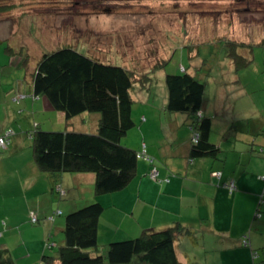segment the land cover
Listing matches in <instances>:
<instances>
[{
  "label": "crops",
  "instance_id": "0c3cea01",
  "mask_svg": "<svg viewBox=\"0 0 264 264\" xmlns=\"http://www.w3.org/2000/svg\"><path fill=\"white\" fill-rule=\"evenodd\" d=\"M237 24L232 32L220 34L225 35L223 40L264 46V21ZM10 44L13 55L6 50L0 54V137L7 130L14 131L7 149L0 148V250L7 249L15 264H41L55 225L62 226L65 214L93 201L104 207L98 231L102 247L180 223L195 232L194 237L181 236L177 241L182 264H264V206L262 216L255 217L264 193V137L258 140L259 129L241 131L230 121L220 126L212 119V132L216 129L218 137L213 141L211 134L210 140L222 152L217 158L192 159L188 115L167 112V96L157 108L155 85L137 89L132 116L136 125L140 124L138 140L127 134L124 145L139 153L146 151L153 161L140 159L135 178L122 191L98 196L95 188H90V194L85 195L82 184L95 187L94 174L54 176L35 162L31 133L37 127L60 128L66 120L46 98L33 95L30 75L5 71L8 60L16 62L18 70L24 68L27 56L20 43ZM101 44H92L88 51L94 47L93 54L113 62L118 57L120 64L128 67L140 64V59L133 62L125 50H113L110 41ZM192 55L200 54L193 51ZM163 56L156 62L164 60ZM252 115H243V120H251ZM97 121L98 116L84 115L73 125L88 128L91 124L95 129ZM158 122L159 138L154 139L149 132ZM152 170L157 171L156 179L150 176ZM230 182L236 186L233 192L224 187ZM34 216L38 218L34 225L42 223L41 227L31 228ZM245 237L248 246L243 244Z\"/></svg>",
  "mask_w": 264,
  "mask_h": 264
},
{
  "label": "trees",
  "instance_id": "16d2710c",
  "mask_svg": "<svg viewBox=\"0 0 264 264\" xmlns=\"http://www.w3.org/2000/svg\"><path fill=\"white\" fill-rule=\"evenodd\" d=\"M16 7L11 0H0V16ZM9 39L0 38V45ZM224 44L227 57L237 70L246 68L253 61L251 52L256 45L232 40ZM200 45H195L194 50ZM5 50L13 55L9 44ZM190 57L194 58L192 49ZM166 63L161 60L152 69L141 71L139 63L128 67L101 58L93 52L81 50L77 42L44 53L27 74L30 75L32 93L35 97L46 98L56 111L64 115L66 129L50 131L37 127L31 133L37 166L54 176L94 174L98 196L128 187L137 174L140 160L139 152L122 145V139L136 126L132 116L133 93L155 85V72ZM28 64L27 55L23 66L29 68ZM204 69L200 68V72L194 75L183 68V73L168 74L165 78L168 91L166 110L188 115L187 124L192 137L197 136V142L191 141L192 159L217 158L222 152L210 140L212 118L204 114L207 89L204 80L207 74L201 73ZM84 115L98 116L93 132L73 125L74 120ZM9 131L12 134L8 137V146L14 135L13 130ZM263 206L264 198H261L256 219L262 216ZM103 212L104 207L98 201L70 212L65 217L63 243H48L46 249L50 248L54 253H45L41 264H182L177 254V241L181 236L194 237L195 234L194 230L176 223L136 238L113 241L102 248L98 231ZM0 264H15L7 249L0 250Z\"/></svg>",
  "mask_w": 264,
  "mask_h": 264
},
{
  "label": "rangeland",
  "instance_id": "374dc122",
  "mask_svg": "<svg viewBox=\"0 0 264 264\" xmlns=\"http://www.w3.org/2000/svg\"><path fill=\"white\" fill-rule=\"evenodd\" d=\"M11 3L17 7L0 16V38H10L9 42L0 45V54L5 52L8 44L11 45L10 42L20 43L26 48L25 55L29 56V68L21 67L18 70L16 62L13 64L8 60L4 67L6 72L15 75L21 72L24 77L44 53L70 42H77L78 47L86 51L92 44L97 46L100 42L104 45L110 41L113 50H125L133 60L140 59L141 71L153 66L156 58L164 55L167 57L163 56L162 59L167 63L156 70V83L153 86L157 108H161L166 96L168 99L165 83L168 74L183 73V68L196 73L199 67H204L201 73L207 74L204 78L207 84L204 105L207 117L217 121L220 126L230 121L241 131L259 129L258 140L263 139L264 46L253 47L251 53L254 60L246 68L237 70L227 57L226 41L223 40L225 35L221 37L220 34L232 32L238 22L252 20L255 25L257 21L262 23L264 0H11ZM105 19L109 25L104 22ZM244 28L247 29V26L244 25ZM247 42H250L249 39ZM197 44L201 45L194 50ZM190 49L200 55L191 58ZM115 59L121 62L118 57ZM134 95L135 91L133 98ZM247 114H253L251 120H243V115ZM88 125L84 131L93 132L94 128ZM139 125L129 131L128 136L134 135L138 140ZM159 127L158 122L149 132L151 138H159ZM65 129L63 124L50 131ZM216 132L215 129L211 133L213 141L218 137ZM126 138L122 139V145ZM65 174L72 176V173ZM82 187L85 195H89V189L94 188L86 183ZM57 204L58 199L56 207ZM85 205L87 203L79 208ZM67 215L62 217V226L55 225L52 237L47 239L51 245L53 242L59 244L64 239ZM31 223V228L43 225ZM46 248L47 254L54 253V250ZM17 257L21 256L18 254Z\"/></svg>",
  "mask_w": 264,
  "mask_h": 264
},
{
  "label": "built area",
  "instance_id": "2783aa9c",
  "mask_svg": "<svg viewBox=\"0 0 264 264\" xmlns=\"http://www.w3.org/2000/svg\"><path fill=\"white\" fill-rule=\"evenodd\" d=\"M12 134L11 131L9 132H6L2 137H0V147L2 148H6L8 146V137H10ZM192 141L193 142H197V136H193L192 137ZM139 159H144V160H147L149 162L152 163V158H150L146 151H143L139 154ZM221 174L219 173H214V176L216 177H220ZM150 176L153 178V179H156L157 177V171L156 170H152L151 173H150ZM224 187H226L230 192H233L234 190H236V186H235V183L234 182H230V183H226L224 184ZM262 198H264V193L262 195ZM33 224H36L38 222V218L36 216H34L32 218V221H31ZM2 236L1 232H0V237ZM243 244L245 246H248L249 242H248V237H245V240L243 241Z\"/></svg>",
  "mask_w": 264,
  "mask_h": 264
}]
</instances>
